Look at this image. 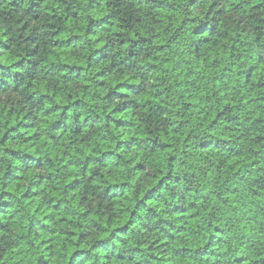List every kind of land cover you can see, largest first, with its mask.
<instances>
[{"label":"trees","instance_id":"1","mask_svg":"<svg viewBox=\"0 0 264 264\" xmlns=\"http://www.w3.org/2000/svg\"><path fill=\"white\" fill-rule=\"evenodd\" d=\"M0 264H264V0H0Z\"/></svg>","mask_w":264,"mask_h":264}]
</instances>
